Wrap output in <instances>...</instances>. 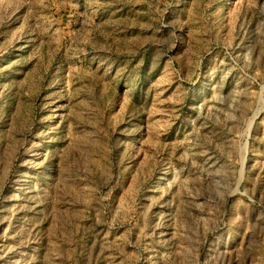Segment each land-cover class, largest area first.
<instances>
[{
  "label": "rangeland",
  "instance_id": "1",
  "mask_svg": "<svg viewBox=\"0 0 264 264\" xmlns=\"http://www.w3.org/2000/svg\"><path fill=\"white\" fill-rule=\"evenodd\" d=\"M0 264H264V0H0Z\"/></svg>",
  "mask_w": 264,
  "mask_h": 264
}]
</instances>
